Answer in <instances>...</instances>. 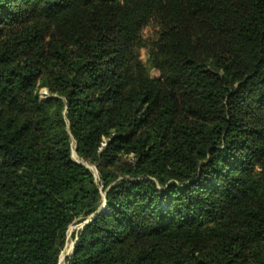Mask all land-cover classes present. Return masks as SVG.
Wrapping results in <instances>:
<instances>
[{"label": "trees", "instance_id": "obj_1", "mask_svg": "<svg viewBox=\"0 0 264 264\" xmlns=\"http://www.w3.org/2000/svg\"><path fill=\"white\" fill-rule=\"evenodd\" d=\"M95 214L67 264H264V0H0V264Z\"/></svg>", "mask_w": 264, "mask_h": 264}, {"label": "rangeland", "instance_id": "obj_2", "mask_svg": "<svg viewBox=\"0 0 264 264\" xmlns=\"http://www.w3.org/2000/svg\"><path fill=\"white\" fill-rule=\"evenodd\" d=\"M151 33H152V29L151 28H146L145 30H143L142 36L144 38H147V37L151 36ZM140 60L142 61V63L144 65L147 64L148 56H147L146 51H141L140 52ZM149 75H150L151 78H157L158 77V72L155 71V70H150ZM39 96H40L41 99H45L47 97L46 91L45 90H40L39 91ZM70 145H71V159L74 162H76V163L84 166L86 169H88L91 172V174L93 175L95 182L99 185V175H98V171H97L96 165L93 164V163L85 162V161L81 160L76 155L75 148H74V142L72 140H70ZM101 191H102V189H101ZM102 196H104V195L102 194ZM102 203L104 205L102 210L105 211L106 209H105L104 201ZM88 220H90V218L81 220L80 222H76V223L72 224L66 230L65 235H64V245H63V247L61 249V252H60V255H59L58 264H67V259L71 255L72 250H73V245H74V242H75V238H74L75 237V233L79 229H81L83 223L88 221Z\"/></svg>", "mask_w": 264, "mask_h": 264}, {"label": "water", "instance_id": "obj_3", "mask_svg": "<svg viewBox=\"0 0 264 264\" xmlns=\"http://www.w3.org/2000/svg\"><path fill=\"white\" fill-rule=\"evenodd\" d=\"M101 212H103V210L99 211V213H101ZM95 216H96V214L93 216V218H91L90 220L84 222L82 226H85V225L89 224L94 219Z\"/></svg>", "mask_w": 264, "mask_h": 264}, {"label": "bare ground", "instance_id": "obj_4", "mask_svg": "<svg viewBox=\"0 0 264 264\" xmlns=\"http://www.w3.org/2000/svg\"><path fill=\"white\" fill-rule=\"evenodd\" d=\"M102 208H103V204L101 205L100 210H102ZM63 255H64V254H63Z\"/></svg>", "mask_w": 264, "mask_h": 264}]
</instances>
